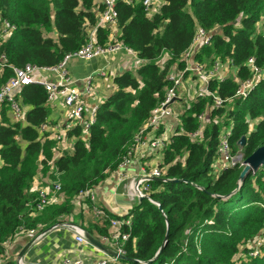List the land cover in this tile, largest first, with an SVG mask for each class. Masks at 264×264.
<instances>
[{
  "label": "trees",
  "instance_id": "16d2710c",
  "mask_svg": "<svg viewBox=\"0 0 264 264\" xmlns=\"http://www.w3.org/2000/svg\"><path fill=\"white\" fill-rule=\"evenodd\" d=\"M98 1L0 0V33L5 19L15 26L0 40V59L5 55L6 63L0 65V88L14 74L13 66L54 65L67 52L83 46L88 41L87 25L96 23L103 8ZM163 2L159 12L150 16L142 3L117 1L119 39L142 61L136 70L127 67L113 78L114 91L100 104L96 122L88 131L76 126L67 132L74 140L72 150L61 151L54 134L41 129L44 123H55L50 119L53 107L44 86L32 83L20 88V101L28 107L23 119L13 121L8 116L9 105L2 106L0 253L19 232L33 229L39 233L62 224L65 217H70L69 222L71 217H81V213L75 214L80 193L101 184L118 169L136 134L164 98L170 73L185 67L183 54L201 26L213 35L194 59L205 66L215 61L227 64L228 76H213L209 88L228 100L221 107L214 105L210 95L186 100V110L169 144L161 150L163 174L159 178L163 179L151 182L154 202L137 200L130 210L131 226L122 228L130 233L126 255L139 261H122L264 264V164L243 180L239 165L221 171L213 165L220 136L230 126L233 154L241 152L247 158L264 145V77L247 97L235 96L242 81L252 76L249 58L264 68V30H258L263 25L264 0ZM109 33L99 29L98 40L105 42ZM229 67L236 76L229 75ZM202 113L206 125L194 138ZM163 132L164 126L157 135ZM242 136L246 143L241 147ZM39 175L45 185L60 181L64 193L63 200L42 210L36 207L40 193L32 190ZM95 222L82 224L92 235L93 228L102 236L109 234V220H105L106 226ZM259 236L263 237L261 254L254 257L249 253ZM2 264L18 263L8 260Z\"/></svg>",
  "mask_w": 264,
  "mask_h": 264
},
{
  "label": "built area",
  "instance_id": "2783aa9c",
  "mask_svg": "<svg viewBox=\"0 0 264 264\" xmlns=\"http://www.w3.org/2000/svg\"><path fill=\"white\" fill-rule=\"evenodd\" d=\"M118 0H99L98 5L103 6L98 11L96 23L92 26L87 25L88 41L80 48L67 52L60 62L54 65H38L28 63L23 67H12L14 74L1 86L0 88V123H1V108L7 103L9 105L8 116L17 121L23 119L26 107L21 103L19 98V90L26 84H40L48 91V101L53 110L56 104L61 103L66 109L65 120L56 123H44L41 125L43 131H50L54 137L59 141L61 151L72 150L73 144L67 137V132L76 126H82L84 130L88 131L96 122L97 113L100 104L104 98H98L95 92V83L98 79L107 76V69L110 66V60L117 55L132 56L138 61H142L134 49L127 46L119 39V32L117 28V11L116 4ZM129 3H142L148 15L153 16L158 13L160 7L164 3L163 0H125ZM15 29L7 19L2 21L0 40L7 38L8 34ZM99 29L110 30L109 36L105 42L98 40ZM213 32L204 28L197 27L195 36L191 46L184 52L183 59L185 60V67L183 69H174L169 79L170 86L167 87L164 98L152 110L148 123L141 128L136 134L133 144L130 146L127 153L122 158L119 167L112 174L114 178V185L112 187L113 194L118 195L119 189L124 185L122 194L126 197L128 202L134 204L137 200L151 198L152 184L154 178L162 177L163 169L159 162L152 164L145 163L140 169L139 174L130 175L128 170L137 163V153H142L144 157L159 155L160 151L164 149L171 140L167 130V120L173 119L176 123L180 120L181 114L186 110L187 105L181 103L183 90L185 88V81L189 76L190 80H200L203 82L198 87L196 96L206 97L208 95L213 97L214 105L221 107L228 99L220 97L216 91L209 88L210 79L213 76H219L224 79L226 74V66L220 61H215L211 69H207L203 63H199L194 59L195 53L202 45H209L211 43ZM103 57L107 62L104 66L97 68L89 75L83 78L75 77L71 74L69 63L72 60L89 61L95 58ZM5 55L0 59V65L5 66ZM248 65L252 72V76L245 81H242L241 86L237 90L236 97H247L250 91L257 85L258 80L264 77V68L259 67L253 57L249 58ZM188 74V76H186ZM197 77H193V76ZM236 76V74H234ZM239 80V79H238ZM179 103V105H178ZM205 113L199 115L200 129L192 133L194 138L199 134L200 130L204 128ZM164 126V132L157 135V132ZM226 134L220 136V142L217 148V157L214 161V167L217 171L223 168L234 167L236 165L243 166L246 158L243 153H232V145L230 142L231 128L226 129ZM159 151V152H158ZM236 158H240L236 161ZM147 162V161H146ZM257 169H251V173L256 174ZM111 176V177H112ZM132 176V177H131ZM131 177V178H130ZM37 184L36 190L39 194L37 202V209H44L49 203L58 202L64 199V193L61 192L60 181H53L52 185L49 182L41 186L42 182L36 178L33 185ZM100 184L94 188H89L82 191L79 198L76 200L82 205L85 203L86 208L89 209L93 219L101 226L105 225V220H109L108 235L102 236L104 240L108 241L109 248L117 254L113 255L106 252L104 256L95 261L94 264H128L120 257L126 255L125 244L129 240L130 233L122 231L124 226H131L130 210L122 209L116 212L117 217H110L114 214L110 210L98 205L97 191ZM115 210V208H114ZM60 229H68L72 232L73 237L80 244H89L90 240L87 238L86 229L82 223L65 221L62 224L53 225L50 229L37 233L31 229L27 233L33 236L35 242L42 241L51 231ZM19 234H21L19 232ZM11 241L7 243L9 245ZM263 243V237H257L253 242V249L250 251L251 256H259L261 254L260 246ZM8 260H15L18 264H38L28 262L23 256L19 255L13 258L11 250L6 248L3 253H0V264ZM139 261V260H138ZM173 262V261H172ZM64 264H83L81 259H66ZM172 264V263H167Z\"/></svg>",
  "mask_w": 264,
  "mask_h": 264
},
{
  "label": "crops",
  "instance_id": "0c3cea01",
  "mask_svg": "<svg viewBox=\"0 0 264 264\" xmlns=\"http://www.w3.org/2000/svg\"><path fill=\"white\" fill-rule=\"evenodd\" d=\"M120 32V31H119ZM120 59H122V63H119L118 65L115 64L113 66L112 62L114 63V58L110 60V66L107 69V76L100 78L95 83V92L97 94V97L94 100H97L98 98L103 97L104 99L110 95L114 91V81L113 78L118 74L121 73L125 68L129 67L130 69H137V67L140 65V62L133 58L132 56H126V55H118ZM129 59H127V58ZM97 65L94 66V64L91 66V69L86 71L85 73H81L78 78H83L89 75L91 72L96 70L99 67L104 66L105 64H101V62H96ZM186 97H182L181 102L186 105V101L184 102ZM28 109V107H26ZM56 112V113H55ZM55 116L53 115L52 121L59 122L65 120L66 116V109L61 103H57L54 108ZM64 114V115H63ZM177 123L173 119L167 120V130L169 135H171L170 127L176 125ZM70 143L73 144V141L70 140ZM138 161L134 165V167H131L130 170H128V173L130 175H136L139 174L141 167L145 163H154L159 162L158 160L162 158L161 155H152V156H146L142 153H137ZM147 161V162H146ZM41 182H43L42 177L39 175L37 177ZM115 181L113 176L109 177L107 180L103 181L99 188L97 193V200L98 205L100 207H104L107 210H110L114 214H116L117 211H121L122 209L131 210L132 206L134 204H131L128 202L126 197L122 194L123 191H119L118 195L113 194L112 187L114 185ZM43 183L41 186H44ZM37 184L32 185V189L37 188ZM75 214L81 213V217H71L69 219L72 222L77 223H83L85 226L89 225V222H92L95 224V219H93V216L90 214L89 209L86 208L85 203L82 205L79 202H75ZM115 208V210H114ZM70 217H65L64 221H67V219ZM80 220V221H78ZM70 233V234H69ZM90 234L86 231V235ZM92 235V234H90ZM94 238L99 240L101 243L106 245L109 248L108 241L104 240L102 235L98 233V230L96 228H93V235ZM8 249L11 250V253L13 255V258L18 257L19 255L23 256L28 262L32 263H38V264H64V260L66 259H81L83 264H94L96 260L104 256L105 251L102 250L100 247L93 244L91 241L89 244H80L77 243L75 238L73 237L72 232H70L68 229H60L57 231H51L44 240L35 242L33 239V236L29 235L28 233H21L17 235L8 245Z\"/></svg>",
  "mask_w": 264,
  "mask_h": 264
},
{
  "label": "rangeland",
  "instance_id": "374dc122",
  "mask_svg": "<svg viewBox=\"0 0 264 264\" xmlns=\"http://www.w3.org/2000/svg\"><path fill=\"white\" fill-rule=\"evenodd\" d=\"M258 30L259 31L264 30V19H263V25H260L258 27ZM114 60H115L114 63L112 62L113 66H115V64L118 65L119 63H122V61H123L122 59H120V57L118 55L114 58ZM96 62H101V64H106L107 63L104 60L103 57L95 58V59H92V60H89V61L72 60L69 63V69H70V72H71V74L73 76L79 77L81 73H85L86 71L90 70L91 69V66L93 64H94V66L97 65ZM205 67L207 69H211L212 68V64L210 66H205ZM227 70L229 72V75L234 76L235 70L233 68H230L229 67V69H227ZM201 84H203V82H201L200 80L198 81V79H196V80L195 79L194 80H190V78H187V81H186V83L184 85L185 88L183 90V95H182V97H186V98L183 101L185 102L187 99L193 100L196 97L198 87L201 86ZM178 105H179V103H178ZM55 113H54V110H53L52 113H51V115H50V119H53L52 117H53V115L55 116ZM257 121H258V119L254 120L253 121V124L256 125L257 124ZM178 124H179V121H178V123L176 125L170 127L171 134L174 132V130L177 127ZM230 128H231V126L228 129H230ZM224 134H226V132H222V135H224ZM162 153H163V151L160 152V155L161 156H162ZM239 159L240 158H236V161H238ZM158 161H160V159ZM244 162H245V164L243 166H239L242 169H244L246 167V165H247V162L246 161H244ZM123 190H124V185L121 186V188L119 189V191H123Z\"/></svg>",
  "mask_w": 264,
  "mask_h": 264
},
{
  "label": "water",
  "instance_id": "95a60500",
  "mask_svg": "<svg viewBox=\"0 0 264 264\" xmlns=\"http://www.w3.org/2000/svg\"><path fill=\"white\" fill-rule=\"evenodd\" d=\"M246 143V136H242L241 139L239 140V144L241 146H244ZM246 162L247 165L246 167L242 170L241 172V179L243 180L245 178V176L248 174V172H251V169H258L261 165L264 164V145L259 147L258 149H256L249 157L246 158ZM155 180H162L163 178H154ZM87 238L96 246L100 247L102 250L106 251V252H110L113 255H116L117 253L113 250H111L110 248H108L106 245H104L103 243H101L99 240H97L96 238H94L92 235L87 234ZM165 243L163 244V246L161 247V250L164 248ZM120 257L123 260L126 261H138L135 258H131L127 255H120Z\"/></svg>",
  "mask_w": 264,
  "mask_h": 264
}]
</instances>
